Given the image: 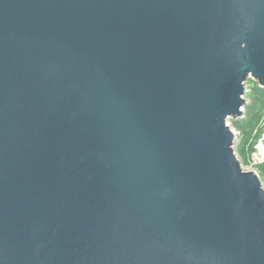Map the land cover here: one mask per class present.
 <instances>
[{"label":"water","instance_id":"95a60500","mask_svg":"<svg viewBox=\"0 0 264 264\" xmlns=\"http://www.w3.org/2000/svg\"><path fill=\"white\" fill-rule=\"evenodd\" d=\"M248 80L264 0H0V264H264Z\"/></svg>","mask_w":264,"mask_h":264},{"label":"rangeland","instance_id":"374dc122","mask_svg":"<svg viewBox=\"0 0 264 264\" xmlns=\"http://www.w3.org/2000/svg\"><path fill=\"white\" fill-rule=\"evenodd\" d=\"M256 84L257 83H255L253 80H248V82L246 84L244 98H245L247 104H250L252 102V99L254 98L253 90H254ZM244 111H245V109H244ZM238 120H241V119H238ZM238 120H229L228 121V125H230L233 132L236 133L238 136L236 145L234 147L235 152L238 156V159L242 165L243 170L245 172H256L259 175L260 180L263 184V188H264V167L256 168L253 166V162H252V154H253V150H254V145H255V143H256L259 135H260V132L263 129L264 110L261 113V120H260L258 126L253 131L248 133L247 135L240 134L237 131V129L234 127V122H236Z\"/></svg>","mask_w":264,"mask_h":264},{"label":"trees","instance_id":"16d2710c","mask_svg":"<svg viewBox=\"0 0 264 264\" xmlns=\"http://www.w3.org/2000/svg\"><path fill=\"white\" fill-rule=\"evenodd\" d=\"M253 92L254 98L250 104L245 106L243 119L234 122V127L242 135H247L258 126L261 120V113L264 110V89H261L256 84ZM262 167L264 166L259 168Z\"/></svg>","mask_w":264,"mask_h":264},{"label":"built area","instance_id":"2783aa9c","mask_svg":"<svg viewBox=\"0 0 264 264\" xmlns=\"http://www.w3.org/2000/svg\"><path fill=\"white\" fill-rule=\"evenodd\" d=\"M253 166L259 168L264 166V123L263 129L254 145V150L252 154Z\"/></svg>","mask_w":264,"mask_h":264}]
</instances>
